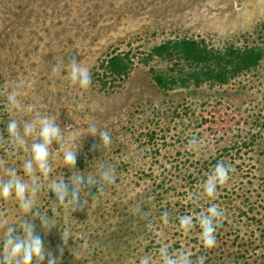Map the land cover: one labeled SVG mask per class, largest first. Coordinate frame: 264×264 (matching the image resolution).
<instances>
[{
	"label": "rangeland",
	"instance_id": "374dc122",
	"mask_svg": "<svg viewBox=\"0 0 264 264\" xmlns=\"http://www.w3.org/2000/svg\"><path fill=\"white\" fill-rule=\"evenodd\" d=\"M178 35L216 46L264 47V0H0V91L23 82L20 110L6 111L0 95V133L7 136L11 119L50 116L65 140L78 147L72 171L97 175L102 165L116 170L115 182L102 193L85 189L86 207L71 212L69 206L54 215L49 186L67 182L71 173L53 144L59 154L50 158L51 172L34 211L56 226L45 233L39 219L32 223L60 264H139L144 255L159 259L164 244L170 253L191 251L193 261L205 256L204 264H264V55L254 68L223 83L161 88L142 58L152 44ZM110 49L128 50L132 66L120 83L100 85L94 68ZM73 58L90 70L87 90L70 86L66 78ZM148 63L164 65L155 57ZM56 64L62 66L59 75L52 72ZM91 124L110 132V146L95 147L100 140L89 135ZM194 136L201 142L198 151L187 146ZM29 155L0 147V159L20 176ZM219 162L231 166L230 180L215 199L195 200ZM0 177L7 179L2 171ZM212 204L225 218L216 246L205 250L198 224L185 235L179 217ZM137 205L146 216L133 214ZM0 215L17 229L31 218L14 197L0 200ZM65 230L71 232L67 245L61 239ZM2 241L0 229V248Z\"/></svg>",
	"mask_w": 264,
	"mask_h": 264
},
{
	"label": "clouds",
	"instance_id": "9594fccd",
	"mask_svg": "<svg viewBox=\"0 0 264 264\" xmlns=\"http://www.w3.org/2000/svg\"><path fill=\"white\" fill-rule=\"evenodd\" d=\"M61 71L62 66L60 64H56L52 69L54 75H59ZM66 78L70 86H77L81 90H87L92 83L89 68L82 66L75 58L68 65ZM22 86L23 82H20L10 92L7 90L0 91V95H4L6 99L4 105L6 111L13 112L22 108L19 100L20 92L18 91ZM28 111H32L31 106H29ZM6 132V137L0 133V147H4L10 154H15L23 149L30 155L23 162V176L17 175V169L7 167V161L0 159V171L7 177V179L0 177V200L7 201L14 197L22 213L31 218L22 220L20 228L17 229L8 224L7 220L0 215V229L3 230L0 264H33V262L43 264L46 257L47 264H60L59 258L44 247V243L41 237L35 233V226L32 223L33 220L39 219L41 229L45 233L56 226L46 214L34 211L38 194L45 186V181L51 172L50 158H55L59 152H62L63 163L71 173L67 182L65 179H60L52 182L49 186V190L55 195V200L51 201L54 215H59L61 209L69 206H71V212L78 207H86L88 203L86 197L90 195V192L85 191V189L95 187L97 194L102 193L105 185L115 182L116 170L110 165H102L97 175H93L91 172L84 174V172L77 170L72 171V169H76L78 147L65 140L60 124L53 117L37 114L32 120H26L22 123L16 119H11L7 124ZM76 135V132L71 133L73 138ZM89 135L99 137L100 144L95 147L100 150L107 148L112 143L110 132L99 130L94 124L89 126ZM30 138L32 143L29 145L28 140ZM54 143L59 145V152L55 154L52 151ZM187 146L190 150L198 151L201 142L194 136L188 141ZM231 171V166H226L223 162L217 163L202 184V191L197 193L194 199H215L218 189L225 186L230 180L229 173ZM82 193L86 194V197ZM133 214L147 215V213H142L139 205L133 209ZM224 218L225 211L218 205L212 204L198 214H186L179 217V228L187 235L198 224L201 245L205 250H211L217 244L216 231ZM161 220L163 224L167 225L169 214L164 212L161 215ZM17 230H20V234L14 236L13 233ZM70 235L69 230H65L61 234L64 245H67ZM58 250L62 256L63 247ZM158 256L159 259L151 255H144L140 258L139 264H204L206 259L205 256H199L196 261H193L191 251L170 253L167 244L159 247Z\"/></svg>",
	"mask_w": 264,
	"mask_h": 264
},
{
	"label": "trees",
	"instance_id": "16d2710c",
	"mask_svg": "<svg viewBox=\"0 0 264 264\" xmlns=\"http://www.w3.org/2000/svg\"><path fill=\"white\" fill-rule=\"evenodd\" d=\"M264 55L257 43L216 46L203 38L178 35L165 38L150 46L142 62L148 64L153 82L161 87L200 85L203 82L223 83L231 77L254 68ZM151 57L162 66L148 63ZM132 66L128 50L110 49L95 65V75L101 84L120 83Z\"/></svg>",
	"mask_w": 264,
	"mask_h": 264
}]
</instances>
